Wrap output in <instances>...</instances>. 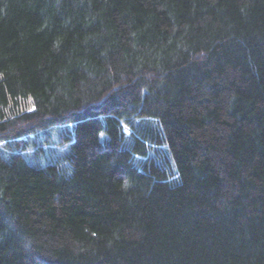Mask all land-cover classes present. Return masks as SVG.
I'll use <instances>...</instances> for the list:
<instances>
[{
    "label": "trees",
    "instance_id": "obj_1",
    "mask_svg": "<svg viewBox=\"0 0 264 264\" xmlns=\"http://www.w3.org/2000/svg\"><path fill=\"white\" fill-rule=\"evenodd\" d=\"M0 264H264V0H0Z\"/></svg>",
    "mask_w": 264,
    "mask_h": 264
}]
</instances>
